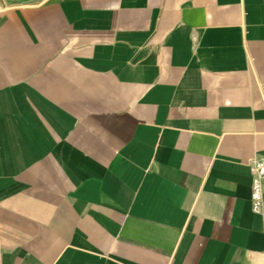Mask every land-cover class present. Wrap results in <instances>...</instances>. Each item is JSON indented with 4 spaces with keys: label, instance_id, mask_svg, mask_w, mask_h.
<instances>
[{
    "label": "crops",
    "instance_id": "obj_1",
    "mask_svg": "<svg viewBox=\"0 0 264 264\" xmlns=\"http://www.w3.org/2000/svg\"><path fill=\"white\" fill-rule=\"evenodd\" d=\"M264 0L0 13V264H264Z\"/></svg>",
    "mask_w": 264,
    "mask_h": 264
},
{
    "label": "built area",
    "instance_id": "obj_2",
    "mask_svg": "<svg viewBox=\"0 0 264 264\" xmlns=\"http://www.w3.org/2000/svg\"><path fill=\"white\" fill-rule=\"evenodd\" d=\"M249 166L252 173L251 208L259 213L264 205V159H252Z\"/></svg>",
    "mask_w": 264,
    "mask_h": 264
},
{
    "label": "rangeland",
    "instance_id": "obj_3",
    "mask_svg": "<svg viewBox=\"0 0 264 264\" xmlns=\"http://www.w3.org/2000/svg\"><path fill=\"white\" fill-rule=\"evenodd\" d=\"M50 0H0V13L5 12L12 8L22 6H33L45 3Z\"/></svg>",
    "mask_w": 264,
    "mask_h": 264
}]
</instances>
